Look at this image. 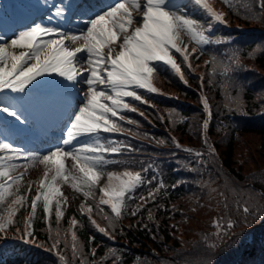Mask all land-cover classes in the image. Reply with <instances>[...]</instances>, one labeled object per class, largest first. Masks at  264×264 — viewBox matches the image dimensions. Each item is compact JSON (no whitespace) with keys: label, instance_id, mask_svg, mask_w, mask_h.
<instances>
[{"label":"trees","instance_id":"obj_1","mask_svg":"<svg viewBox=\"0 0 264 264\" xmlns=\"http://www.w3.org/2000/svg\"><path fill=\"white\" fill-rule=\"evenodd\" d=\"M181 3L207 27L206 13L191 0ZM208 3L225 14L224 22H213L209 45L198 46L187 35L182 37L181 46L187 45L190 53L188 62L173 55L183 79L181 73L157 64L152 84L158 91L137 89L141 101L126 98L136 111H122L123 121L114 118L129 131L101 133L103 139L122 146L120 153L107 154L108 158L126 162L108 168L147 169L143 175L151 184L135 190L114 226L104 218L112 216L108 206L101 205L103 212L96 210L98 189L95 201L87 202L74 191L76 199L93 205L92 219L106 233H100L88 214L82 215L72 204H62L64 214L57 221L55 203L49 218L41 202L31 222L33 236L24 242L20 236L32 212L39 176L24 177L19 191L28 194L26 205L18 210L7 237L0 234L5 263L65 264L58 251L66 264H80V254L74 258L71 247L74 230L87 264H264V9L260 0ZM192 48L197 51L192 53ZM225 67L230 70L224 72ZM202 98L207 99V110ZM29 181L33 182L30 192ZM150 191L155 199L144 203L140 198H147ZM11 199L0 202V215L7 214ZM141 204L144 207L132 215ZM244 206L251 214L243 212ZM245 215L248 223H240ZM73 218L79 222L74 229ZM228 220L237 226L217 236V222L226 229ZM57 230L58 250L52 248Z\"/></svg>","mask_w":264,"mask_h":264},{"label":"snow or ice","instance_id":"obj_2","mask_svg":"<svg viewBox=\"0 0 264 264\" xmlns=\"http://www.w3.org/2000/svg\"><path fill=\"white\" fill-rule=\"evenodd\" d=\"M191 2L209 17L207 27L186 11L181 0H113L112 4L103 3V0H44L43 7L48 13L46 19L41 17V22L33 21L10 37L0 34V113L25 123L36 104L46 103L44 98L33 95V90L48 86L62 103L63 114L68 117L61 143L46 150L30 151L6 140L0 141V202L12 198L7 214L0 215V234L4 238L18 210L26 205L28 199L27 193L21 195L19 191L23 178L37 164L44 166V172L36 195L31 198L32 212L20 236L24 242L33 236L31 222L41 202L49 218L53 203L57 221L62 218L61 206L68 200L62 191V184H69L73 191L82 194L85 202L90 199L95 201L98 189L100 195L95 207L99 212H103L101 205L110 208L112 216H104L110 226H114L124 214L127 201L135 190L145 183L151 184L152 181L146 180L143 175L147 169L138 172L129 168L122 172L107 171L110 165L126 162L108 158L107 154L120 153L122 146L118 141L103 139L101 133L129 131L114 118L123 121L125 116L122 111H136L126 98L141 101L137 89L158 91L152 84V78L158 71L157 64L162 63L181 73L173 52L188 62V46L181 47L184 35L198 46L213 42L209 34L213 22L223 23L225 14L215 11L208 0ZM224 2L227 4L229 0ZM259 7L264 9V0H260ZM74 19L81 21L84 27L69 28ZM191 51L195 53L197 48ZM234 62L239 63L236 58ZM229 70L224 68V72ZM81 81L87 86V91L73 108L70 97ZM6 92L10 94L5 95ZM75 94L79 95V90ZM202 99L207 110V99ZM129 123L135 121L130 120ZM208 127L209 121L205 119L203 128ZM69 159L72 161L71 168L66 166ZM20 168L24 171L17 172ZM105 177L107 182L101 185ZM32 183L28 182L29 192ZM140 199L144 203L148 199L154 200L155 192L150 191L147 198ZM143 207L144 204L139 205L131 214L136 215ZM79 211L82 215L88 214L100 233L107 232L92 219V204L86 206L81 203ZM243 212L251 214L247 206L243 207ZM261 222L264 223V217H261ZM240 223H248V216L245 215ZM70 225L74 229L79 222L73 218ZM236 226L237 222L228 220L226 229H222L217 222V236L227 235V230ZM252 226L249 224V227ZM56 237L52 248L58 250L61 243L58 230ZM71 240L73 257L80 254V264H87L74 230L71 231ZM211 247H216V244ZM57 255L66 264L65 257L58 251Z\"/></svg>","mask_w":264,"mask_h":264},{"label":"rangeland","instance_id":"obj_3","mask_svg":"<svg viewBox=\"0 0 264 264\" xmlns=\"http://www.w3.org/2000/svg\"><path fill=\"white\" fill-rule=\"evenodd\" d=\"M26 2V0H23ZM28 1V0H27ZM34 1L35 4H32L30 2H26V8L24 9L22 6L18 5L13 0H10L6 4V17H3V15L0 14V34H5L7 36H11L13 32L18 30H23L27 25L31 24L33 21L41 22V17H44L46 19V16L48 13L44 10V0H31ZM59 2V0H57ZM115 2H118V0H115ZM103 3L106 4H112L113 0H103ZM32 13H36V17L34 18L32 16ZM87 17H85L86 19ZM26 21H29L25 24ZM72 29H78L83 28L84 25L81 21L74 19L72 24L68 26ZM182 47V46H181ZM86 66V65H85ZM55 79H61L59 77H56ZM48 86L41 87L39 89L33 90V95L42 97L46 100V103H38L35 105V109L31 110V115L26 121L28 124L32 126L29 128H26L23 124L17 122L16 120H13V122H9L7 120V117H4L3 115H0V141H7L11 142L14 146L17 147H23L27 148L29 144H33L36 140H41L42 138L47 137L49 138L51 130L55 132L53 134V137H55V141H53L48 147H45L42 149L46 150L54 145H58L61 143L62 138L65 136L66 132V122L68 117L65 120H60V118L56 117V120L53 121V123L46 124V116L47 111L50 112L51 104L54 103L55 106L52 107V111L56 110L57 105V96L52 92L49 91ZM79 90V95H76V91ZM45 91H48L46 93H43ZM87 91V86L81 81L76 85V89H73V92L71 94V104L75 108L82 100L84 92ZM6 95H9L10 93H5ZM16 95V94H11ZM64 115L63 114V107L61 110L57 113V115ZM66 116V115H65ZM53 127H57L56 130L53 129ZM38 134V136H36ZM102 137V136H101ZM75 146V145H74ZM72 161L69 159L66 161V166L68 168H71ZM24 171L23 168L18 169V172ZM44 172V166L37 164L34 167H31L26 175L25 180H29L30 176L40 175L41 178L43 177ZM28 174V175H27ZM51 177V173L49 174V178ZM107 182L106 177L101 180V185L105 184ZM38 187V186H37ZM37 190V188H36ZM62 191L65 196L68 197V200L64 205H74L79 208V203L81 198L76 199L74 197V191L70 187L69 184H62ZM36 195V191H35ZM86 205V204H85ZM87 206V205H86ZM2 264V263H0Z\"/></svg>","mask_w":264,"mask_h":264}]
</instances>
